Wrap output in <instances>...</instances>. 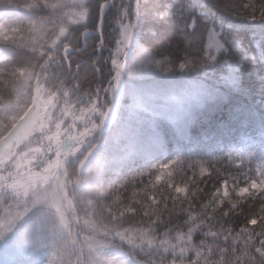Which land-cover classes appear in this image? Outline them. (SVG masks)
Instances as JSON below:
<instances>
[{
	"label": "trees",
	"instance_id": "trees-1",
	"mask_svg": "<svg viewBox=\"0 0 264 264\" xmlns=\"http://www.w3.org/2000/svg\"><path fill=\"white\" fill-rule=\"evenodd\" d=\"M96 3L98 0H87L77 7L70 0H0V41L15 39L25 43L18 50L0 43V63L12 60L19 52L21 62L29 66L27 86L33 107L37 93L48 97L56 94L50 111L53 119L38 130L36 142L41 143L39 133L43 132L48 134L42 141L45 149L55 141L72 147L60 167L61 175L67 176V191H74L71 232L79 233V242L83 237L110 245L135 264H211L221 258L225 264L264 261L258 251L264 240L258 234L259 222L250 234L242 232L254 215L259 221L260 206L264 204L260 195L248 197L231 211L227 199L216 211L211 206L204 209L209 201L215 203L214 194L219 193L217 189L222 190L221 185L235 199L234 189L264 178V167L256 177L250 166L253 154L264 161V153L258 147L226 148L225 154L232 153L228 159H217L218 153L208 150L177 153L174 148L145 158L128 154L100 123L92 107L97 101H90L86 94L95 92V74L84 67L77 71L76 67L85 55L78 53L81 33L87 31L84 25L94 24ZM75 10L84 12L85 19L71 25L70 16ZM180 87L177 83L176 88ZM103 99L101 92L99 103ZM3 115L0 110V118ZM162 124L167 129V123ZM198 132L195 130L194 134ZM168 137L172 138L171 131ZM99 145L97 153L80 169L88 153ZM59 158L47 157L50 176H55ZM40 172L35 169L34 175ZM181 190L189 196L195 190L196 196L187 199ZM153 200L157 201L153 207L161 209L158 220L155 214H145L150 210L144 205ZM129 206L137 211H128ZM199 212H205L203 223L191 222L193 231L189 233L188 213ZM31 229L33 224L21 226L9 243L25 250L34 246L32 234H36ZM69 239L71 264H80L75 244ZM68 257L66 254L64 264H69Z\"/></svg>",
	"mask_w": 264,
	"mask_h": 264
},
{
	"label": "snow or ice",
	"instance_id": "snow-or-ice-1",
	"mask_svg": "<svg viewBox=\"0 0 264 264\" xmlns=\"http://www.w3.org/2000/svg\"><path fill=\"white\" fill-rule=\"evenodd\" d=\"M94 9L76 67L95 74L93 111L128 154L264 153V0H98ZM258 185L264 178L243 191Z\"/></svg>",
	"mask_w": 264,
	"mask_h": 264
},
{
	"label": "clouds",
	"instance_id": "clouds-1",
	"mask_svg": "<svg viewBox=\"0 0 264 264\" xmlns=\"http://www.w3.org/2000/svg\"><path fill=\"white\" fill-rule=\"evenodd\" d=\"M0 43L11 46L16 50L25 47L24 42H18L15 39H7L0 41ZM19 55L17 51V55L12 60L0 63V110L4 113L3 118H0V195H4L10 199L12 204L17 208H22V211H19L17 216L23 218L28 216L30 211L29 205H40L32 215H36L45 206L56 207L59 191L57 185L51 182L44 183L42 181L35 185L33 184V176L37 167L35 162L40 160L41 156H44V161L39 165L40 171L42 174L47 171L45 165L49 161L42 141L48 134L39 133L41 143L38 144L36 142L37 127L34 123L36 110L29 99L30 90L27 86L29 66L21 62ZM50 147L49 145L48 149ZM246 187L233 190L236 194L235 199L230 194L220 197H216L214 194L215 203L213 204L212 201H209L208 204L204 205V209L207 210L211 206L212 210L216 211L225 199H227L228 204L231 206L228 209L229 211L242 204L248 197L255 198L256 195H260L261 199L264 200V186L258 185L257 187L260 188V191L249 193L243 191ZM221 188L223 189L224 186L221 185ZM217 191L220 192L221 189H217ZM224 191L226 192L227 190L224 189ZM181 194L185 195L187 199H191V197L196 196V191L193 190L189 196L181 190ZM156 203L157 201L153 200L152 204H145L144 206L150 210L145 214H155L158 220L161 209L153 207ZM127 210L131 212L137 211L131 206ZM28 218L30 219L31 217L28 216ZM204 218L205 212L188 213L186 224H189V233L193 231L191 222L198 221L203 223ZM253 219H257V217L254 215L249 219L242 232L250 234L253 231V227H251V220ZM258 222L260 229L258 234L264 236V204L260 206ZM13 226L12 221L7 218L3 224H0V227H4L5 229H11ZM261 244H264V240L261 241ZM68 247L65 241L64 250L69 255V264H71ZM223 251L224 249H221V252ZM197 255H199V252ZM85 264H88V262H85ZM188 264H192V262L189 261ZM211 264H225V262L221 258L220 261H213ZM257 264H264V261L257 262Z\"/></svg>",
	"mask_w": 264,
	"mask_h": 264
},
{
	"label": "rangeland",
	"instance_id": "rangeland-1",
	"mask_svg": "<svg viewBox=\"0 0 264 264\" xmlns=\"http://www.w3.org/2000/svg\"><path fill=\"white\" fill-rule=\"evenodd\" d=\"M86 1L87 0H70V2L77 7H81ZM70 18L71 21H69L68 18L70 24L76 25L84 22L85 15L84 12L75 10ZM35 98L38 101H46L48 96L44 93H37ZM54 103L55 102H53V104ZM50 111V107L45 106L41 108L39 115L36 116L35 119L37 129L53 119ZM100 147L101 145L88 153L80 169L86 166V163L93 158ZM52 150L53 153L61 156V161L62 158L69 157L72 147L69 149L63 142L55 141ZM250 163L251 171L258 177L262 167H264V161L260 158V155L253 154ZM45 167L47 168L45 173L42 174L40 172L41 174L33 176V184L35 185L42 181L44 183L51 182L56 184L59 191L56 207L45 206L36 215H32L40 205H29L30 211L28 216L31 218L29 219L28 216L20 218L17 216V213L22 211V208H17L12 204L10 199L4 195H0V224H3L7 218L11 220L14 225L11 229L0 227V264H64L66 255V253H64V242L66 241L68 243V228L74 205V191L72 189L68 192V187L64 191L61 190L62 186H66V178L61 175L60 168H58L55 176H50V174H48L49 165L46 164ZM224 189H226V187H224L216 197L227 195ZM31 224H33L34 227V229H31V232H35L36 234H32L36 241L34 246H30L25 250L20 245L17 246V244L9 243L13 235L18 233L21 226H29ZM75 238L76 237H74V239ZM82 239V242L78 241V245L75 249V255L80 261V264H85V262H88V264H135L127 256L114 250L110 245L89 242L85 240V238ZM77 240L80 239L77 237L76 241ZM70 256L73 257V255ZM68 260L69 257L67 258V261Z\"/></svg>",
	"mask_w": 264,
	"mask_h": 264
},
{
	"label": "water",
	"instance_id": "water-1",
	"mask_svg": "<svg viewBox=\"0 0 264 264\" xmlns=\"http://www.w3.org/2000/svg\"><path fill=\"white\" fill-rule=\"evenodd\" d=\"M41 106V103L39 104V106L38 107H40Z\"/></svg>",
	"mask_w": 264,
	"mask_h": 264
}]
</instances>
